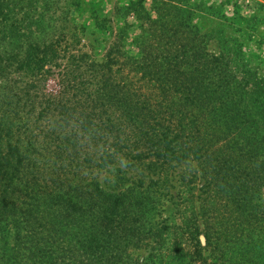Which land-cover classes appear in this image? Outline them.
Returning a JSON list of instances; mask_svg holds the SVG:
<instances>
[{"label":"trees","instance_id":"1","mask_svg":"<svg viewBox=\"0 0 264 264\" xmlns=\"http://www.w3.org/2000/svg\"><path fill=\"white\" fill-rule=\"evenodd\" d=\"M67 1L0 0V264H264V78L184 0L101 59Z\"/></svg>","mask_w":264,"mask_h":264},{"label":"rangeland","instance_id":"2","mask_svg":"<svg viewBox=\"0 0 264 264\" xmlns=\"http://www.w3.org/2000/svg\"><path fill=\"white\" fill-rule=\"evenodd\" d=\"M154 1L68 0L61 5L56 22L59 30L63 28L68 33V42L76 45L77 51L101 59L116 43L126 51L137 50L135 40L150 19H157L152 9ZM138 2H142L143 9L134 6ZM183 3L209 53L224 52L230 64H235V59L241 69L246 64L258 79L264 78V0H184ZM58 73L59 68L48 82L50 92L57 91ZM261 197L264 206V187Z\"/></svg>","mask_w":264,"mask_h":264}]
</instances>
